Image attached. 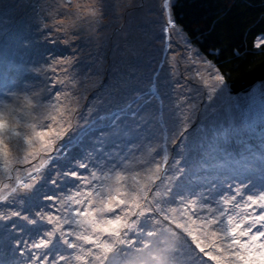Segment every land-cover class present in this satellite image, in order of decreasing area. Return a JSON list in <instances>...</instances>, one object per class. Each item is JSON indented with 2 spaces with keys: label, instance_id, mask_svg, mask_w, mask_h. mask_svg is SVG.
I'll use <instances>...</instances> for the list:
<instances>
[{
  "label": "snow or ice",
  "instance_id": "snow-or-ice-1",
  "mask_svg": "<svg viewBox=\"0 0 264 264\" xmlns=\"http://www.w3.org/2000/svg\"><path fill=\"white\" fill-rule=\"evenodd\" d=\"M252 11L0 0V264H264Z\"/></svg>",
  "mask_w": 264,
  "mask_h": 264
},
{
  "label": "trees",
  "instance_id": "trees-1",
  "mask_svg": "<svg viewBox=\"0 0 264 264\" xmlns=\"http://www.w3.org/2000/svg\"><path fill=\"white\" fill-rule=\"evenodd\" d=\"M247 2L251 3L253 9L249 15H255V10L259 8V0H247ZM246 39H250V37ZM226 55L230 56L231 54L226 53ZM261 60H264V54H258L254 57L245 55L239 59L233 57L230 63L234 66H238L237 70L233 71L231 74L234 87L237 89L243 87L251 73H258L260 71Z\"/></svg>",
  "mask_w": 264,
  "mask_h": 264
}]
</instances>
